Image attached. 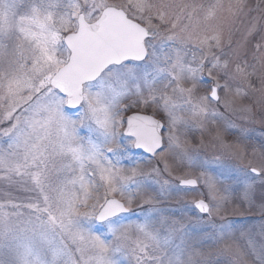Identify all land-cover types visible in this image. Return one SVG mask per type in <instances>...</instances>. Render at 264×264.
I'll use <instances>...</instances> for the list:
<instances>
[{
    "label": "snow or ice",
    "instance_id": "6c2138e0",
    "mask_svg": "<svg viewBox=\"0 0 264 264\" xmlns=\"http://www.w3.org/2000/svg\"><path fill=\"white\" fill-rule=\"evenodd\" d=\"M243 7L242 0H0V264H206L202 246L227 237L231 223L193 236L162 209L133 220V201L153 181L137 179L145 175L138 167L125 168L122 161L134 160L129 145L201 170L176 183L156 180L158 196H204L203 185L216 203L195 201L199 213H219L238 191L264 214V166L236 169L237 187L221 193L210 173L217 161L189 153L179 135L185 114L201 122L223 118L211 105L220 103V91H232L231 82L253 87L254 65L240 60L242 45L231 40ZM258 32L254 20L245 42ZM262 48L264 33L253 56L264 63ZM205 72L209 94L196 96L197 85L208 84ZM261 85L264 91V77ZM140 105L166 119L125 118ZM164 171L172 174L167 162ZM259 260L264 264V249Z\"/></svg>",
    "mask_w": 264,
    "mask_h": 264
},
{
    "label": "rangeland",
    "instance_id": "374dc122",
    "mask_svg": "<svg viewBox=\"0 0 264 264\" xmlns=\"http://www.w3.org/2000/svg\"><path fill=\"white\" fill-rule=\"evenodd\" d=\"M111 4H127V0H107ZM157 2V0H153ZM196 2L211 3L214 0H196ZM225 4L229 2L235 3L236 0H223ZM243 10L238 13L231 24V40L232 47L242 45L240 48L243 61L247 59L249 65L248 71L253 72L249 77L253 87L240 80L231 82L232 91H220V103L215 102L211 107L218 108L222 114V119L215 120L209 118L203 120H193L188 115H184L187 122L185 125L179 126V135L181 142L187 151L191 154L199 155L201 158L217 161L210 167V173L217 177L221 182L217 187L223 193L224 189L236 188L235 178L236 169L250 170L251 167L264 166V91H261V78L264 77V63L253 59L255 54V43L260 39V34L264 33V0H242ZM257 22L260 32L248 37L245 42V34L251 23ZM229 38L228 30L224 33V51H228L227 40ZM213 51H216L213 49ZM264 52V48L261 49ZM191 56L189 55V59ZM233 66L235 59L229 55ZM205 84H198L194 95H208V86L211 79L204 74ZM223 80L220 81L223 84ZM183 87H191V83H185ZM240 88V94L236 95V88ZM230 102V107H225V102ZM129 103V101H125ZM244 108H250L251 112L242 111ZM133 113H142L154 116L156 119H166L163 112L158 111L155 107H145L143 105L133 108L126 113L129 116ZM73 114H75L73 112ZM228 125H232L229 127ZM2 127V126H0ZM86 134V133H85ZM129 150L134 160H139V165L134 160L125 159L122 161L126 169L138 167L145 175L137 177V179H147L153 181L147 193H140L132 204V217L136 220L138 216L142 217L145 210L149 208L162 209L167 215L169 222L172 219L181 220V222L189 229L193 236H199L203 233H211L212 225L219 226L222 223H231L232 229L227 237L216 242L207 241L202 246L203 256L199 257L206 264H260L259 255L264 249V214L261 213L259 206H249V204L240 198L239 192L233 193L231 198L222 203L219 213L213 212L211 217L206 214L199 213L192 205L199 199H205L209 203L216 201H208L207 191L203 189L204 196H200L198 192H188L180 195L163 196L157 195V191L152 189L159 188L156 180L168 179L176 183L177 176H187L188 178L200 177L201 170L189 169L187 167H176L173 157L165 154L164 156L150 157L142 152L136 151L134 147L129 145ZM218 158V160H217ZM167 162L170 166L171 175L164 171V164ZM220 165H223L221 167ZM159 167L161 174L157 177L153 173V169ZM2 187V186H0ZM99 194L103 195V189ZM13 195L23 196L13 190ZM151 196L154 203L146 204L144 200ZM116 199H120L117 195ZM201 216L203 220L197 222L196 217ZM163 217H158L162 219ZM103 231V229L101 228ZM133 239L137 234L133 233Z\"/></svg>",
    "mask_w": 264,
    "mask_h": 264
},
{
    "label": "water",
    "instance_id": "95a60500",
    "mask_svg": "<svg viewBox=\"0 0 264 264\" xmlns=\"http://www.w3.org/2000/svg\"><path fill=\"white\" fill-rule=\"evenodd\" d=\"M134 114H139V115H145V114H141V113H134ZM131 115H133V114H131ZM149 116H151V115H149ZM137 151H140V152H143L142 150H140V149H136ZM146 154H148V153H146ZM149 156H151L150 154H148Z\"/></svg>",
    "mask_w": 264,
    "mask_h": 264
}]
</instances>
